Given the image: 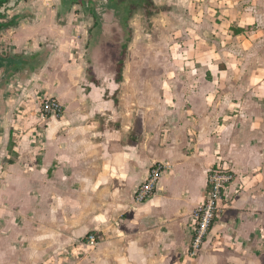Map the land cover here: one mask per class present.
Instances as JSON below:
<instances>
[{
    "label": "crops",
    "instance_id": "crops-1",
    "mask_svg": "<svg viewBox=\"0 0 264 264\" xmlns=\"http://www.w3.org/2000/svg\"><path fill=\"white\" fill-rule=\"evenodd\" d=\"M213 15L198 32L207 42L190 52L195 72L177 70L167 83L170 124H142L139 135L113 96L118 75L59 0H18L0 19L12 24L0 31V264L123 263V251H106L112 242L158 251L163 264H264V65L242 26L224 28ZM46 97L62 105L60 118L40 119ZM218 157L235 180L203 250L188 259L191 214ZM157 162L171 170L136 204ZM89 232L103 236L91 252Z\"/></svg>",
    "mask_w": 264,
    "mask_h": 264
},
{
    "label": "rangeland",
    "instance_id": "rangeland-1",
    "mask_svg": "<svg viewBox=\"0 0 264 264\" xmlns=\"http://www.w3.org/2000/svg\"><path fill=\"white\" fill-rule=\"evenodd\" d=\"M59 1L62 12L67 10L72 17L78 16L75 24L90 35V46L98 53V59L105 56L108 68L115 71V78L118 75V89L113 96L124 124L130 125L135 135L142 132V124L157 130L170 124L168 110L172 107L166 105L167 83L177 70L195 72V58L190 52L195 42H207L198 32L213 27V13L219 15L224 28L242 26L249 33L246 41L250 40L252 51L264 65V0ZM101 26L108 27L109 32L104 33ZM225 37L223 34L221 41ZM82 51L91 64L86 50ZM113 63L119 67L118 72ZM85 74L91 76L89 67ZM99 245L88 250H97ZM106 251L113 253L114 258L123 251V263L119 264H163L158 251L152 258L146 246L133 242H129L127 250L112 242ZM112 260L109 263L115 264Z\"/></svg>",
    "mask_w": 264,
    "mask_h": 264
},
{
    "label": "built area",
    "instance_id": "built-area-1",
    "mask_svg": "<svg viewBox=\"0 0 264 264\" xmlns=\"http://www.w3.org/2000/svg\"><path fill=\"white\" fill-rule=\"evenodd\" d=\"M63 115L62 105L54 98L46 97L41 100L39 117L42 121L48 118H60ZM44 144L43 130L34 131L30 145L36 156L40 155ZM171 165L166 162L153 164L147 173L146 179L137 187L133 195L136 204H143L150 200L156 191L160 178L170 172ZM235 180V173L229 162L218 157L215 164L209 169L207 185L203 200L192 212L191 238L185 257L195 259L203 250V245L218 217L220 204L227 197V189ZM102 241L97 232H89L84 236L83 243L89 249L96 248Z\"/></svg>",
    "mask_w": 264,
    "mask_h": 264
},
{
    "label": "flooded vegetation",
    "instance_id": "flooded-vegetation-1",
    "mask_svg": "<svg viewBox=\"0 0 264 264\" xmlns=\"http://www.w3.org/2000/svg\"><path fill=\"white\" fill-rule=\"evenodd\" d=\"M18 0H5L0 7V15L6 16L7 11L12 10L17 4Z\"/></svg>",
    "mask_w": 264,
    "mask_h": 264
},
{
    "label": "trees",
    "instance_id": "trees-1",
    "mask_svg": "<svg viewBox=\"0 0 264 264\" xmlns=\"http://www.w3.org/2000/svg\"><path fill=\"white\" fill-rule=\"evenodd\" d=\"M5 0H0V7H2V3L4 2ZM5 16H1L0 15V19H4ZM11 23H0V31H2L3 29H6ZM12 25V24H11ZM117 80H119V77L117 78Z\"/></svg>",
    "mask_w": 264,
    "mask_h": 264
}]
</instances>
